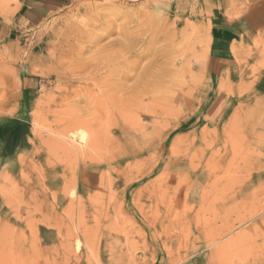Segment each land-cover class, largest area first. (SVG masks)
I'll return each instance as SVG.
<instances>
[{
    "label": "rangeland",
    "instance_id": "1",
    "mask_svg": "<svg viewBox=\"0 0 264 264\" xmlns=\"http://www.w3.org/2000/svg\"><path fill=\"white\" fill-rule=\"evenodd\" d=\"M215 7L69 0L0 37V264H45L51 217L58 264H264V40L227 81Z\"/></svg>",
    "mask_w": 264,
    "mask_h": 264
},
{
    "label": "crops",
    "instance_id": "2",
    "mask_svg": "<svg viewBox=\"0 0 264 264\" xmlns=\"http://www.w3.org/2000/svg\"><path fill=\"white\" fill-rule=\"evenodd\" d=\"M68 3L69 0H15L10 4L3 3L0 5V37L7 42H13L14 33L19 23L29 26L39 25L65 8ZM204 4L215 5V8L219 9L218 15L210 21L215 20L214 27L218 31L222 30V34L228 37L229 41L226 48H223V52L229 53L234 58L231 61L236 67L235 70H239L238 78H234V73H232V75L229 74L227 81H252V79L243 76L241 62L245 60V54L255 52V41L264 40V0H204ZM221 48L220 45H216L212 41L210 54L219 52ZM227 69L232 70L233 68L228 67ZM231 83L233 84V82ZM262 97L264 98V94ZM261 134L264 135V131ZM56 194H58V198L62 197L59 193ZM77 194L80 195L79 190H77ZM44 198L50 201L51 194L44 195ZM53 221L51 217V225L44 223L35 227L36 240L38 241L36 244L41 248L42 261L45 264H58L65 261L63 257L65 254L63 255L60 250L61 246L65 244L62 237L65 231L63 227H60L61 224L59 227L53 225ZM105 238L106 234L102 231V238L98 243L100 247L105 244ZM101 252L102 249H99L100 261H102Z\"/></svg>",
    "mask_w": 264,
    "mask_h": 264
},
{
    "label": "bare ground",
    "instance_id": "3",
    "mask_svg": "<svg viewBox=\"0 0 264 264\" xmlns=\"http://www.w3.org/2000/svg\"><path fill=\"white\" fill-rule=\"evenodd\" d=\"M89 130L88 129H84V130L80 129V130H78V133H73L71 135V138L73 139V141H77L80 144L87 145L88 140L91 141V139L94 138L93 134H91L92 132H88ZM71 138H70V140H71Z\"/></svg>",
    "mask_w": 264,
    "mask_h": 264
}]
</instances>
